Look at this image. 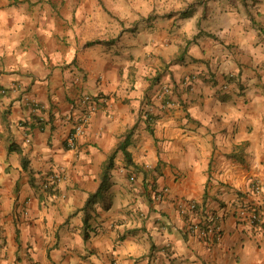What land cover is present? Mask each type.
<instances>
[{"label": "crops", "instance_id": "obj_1", "mask_svg": "<svg viewBox=\"0 0 264 264\" xmlns=\"http://www.w3.org/2000/svg\"><path fill=\"white\" fill-rule=\"evenodd\" d=\"M0 88V264H264V0H0Z\"/></svg>", "mask_w": 264, "mask_h": 264}, {"label": "built area", "instance_id": "obj_2", "mask_svg": "<svg viewBox=\"0 0 264 264\" xmlns=\"http://www.w3.org/2000/svg\"><path fill=\"white\" fill-rule=\"evenodd\" d=\"M1 93H5L3 89L0 88ZM163 93L166 95L170 94V89L168 87L163 88ZM83 105L86 106V112L82 117L76 120L74 123V129L69 136L67 140V147L71 150H75L77 148V142L78 140L85 136L87 127L90 124L92 118L95 116L97 110H98V105L95 102V100L87 96L83 99L82 101ZM167 106L174 107L175 103L173 102H168ZM30 110H31V117L34 119H41L42 114L46 112L47 108L45 105L38 103L36 101H32L30 104ZM66 119H62L61 122L64 123ZM63 180V175L62 172L60 171H54L51 173L49 176L45 178L44 181V188L45 190L53 184H59ZM254 192L257 196H264L263 189L259 185H254ZM165 196L164 192H160L156 195L157 200L163 199ZM197 209L196 204H190V205H185L181 203L179 205V212L182 217L188 216L189 212H193ZM239 217L246 221L251 226H256L261 222V217L257 212L253 211H248L245 209H242L239 212ZM189 233L198 238H208L209 236L214 235L217 237L218 240L221 239V227H220V222H218L215 218L211 221L210 225H200V224H195L191 223L189 224L188 227Z\"/></svg>", "mask_w": 264, "mask_h": 264}, {"label": "trees", "instance_id": "obj_3", "mask_svg": "<svg viewBox=\"0 0 264 264\" xmlns=\"http://www.w3.org/2000/svg\"><path fill=\"white\" fill-rule=\"evenodd\" d=\"M246 1V0H243ZM185 13H189V12H185ZM186 16V15H183ZM92 44V43H90ZM152 118V117H150ZM148 119V123L150 124L152 121L151 119ZM133 132H129L126 136L125 139L123 141H121L119 143V145L117 146V149L111 154V156L109 157L107 163L105 164L104 170H103V175H102V179H101V186L99 188V191L93 195H91L86 203L85 209L87 210L89 207H91L97 200L102 199L103 198V193L106 189L107 183L109 181V172L110 170L113 168L114 166V160L117 156V154L119 152H123L126 158V161L129 165L134 166V163L132 161L131 155L129 154V152L127 151V148L130 144V138L132 136ZM134 169L137 170L136 166H134ZM57 190V184H53L50 185L45 192H49V193H55V191ZM88 218L86 219V225L88 224Z\"/></svg>", "mask_w": 264, "mask_h": 264}, {"label": "rangeland", "instance_id": "obj_4", "mask_svg": "<svg viewBox=\"0 0 264 264\" xmlns=\"http://www.w3.org/2000/svg\"><path fill=\"white\" fill-rule=\"evenodd\" d=\"M167 2V1H166ZM150 3V2H149ZM148 3V4H149ZM188 4V3H187ZM170 11H178L177 9H175L174 7L170 10ZM150 13H154V14H157V13H155V11H153V12H150Z\"/></svg>", "mask_w": 264, "mask_h": 264}]
</instances>
